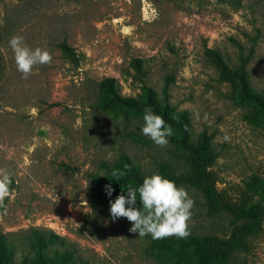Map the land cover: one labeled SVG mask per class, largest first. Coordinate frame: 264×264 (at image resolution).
Returning a JSON list of instances; mask_svg holds the SVG:
<instances>
[{
  "label": "rangeland",
  "instance_id": "obj_1",
  "mask_svg": "<svg viewBox=\"0 0 264 264\" xmlns=\"http://www.w3.org/2000/svg\"><path fill=\"white\" fill-rule=\"evenodd\" d=\"M16 35L52 56L27 78L8 47ZM63 40L78 64L61 53ZM242 58L250 87L263 90L264 0H0V170L13 181L0 234L18 245L26 230L51 231L89 264L169 263L130 221L111 218L121 191L109 197L97 182L123 157L145 176L192 168L171 137L158 146L140 133L143 112L99 107V83L113 78L122 97L151 90L187 112L192 141L216 156L204 168L218 197L262 207L257 220L237 222L178 186L194 201L189 233L235 238L225 264H264V120L239 96Z\"/></svg>",
  "mask_w": 264,
  "mask_h": 264
},
{
  "label": "trees",
  "instance_id": "obj_2",
  "mask_svg": "<svg viewBox=\"0 0 264 264\" xmlns=\"http://www.w3.org/2000/svg\"><path fill=\"white\" fill-rule=\"evenodd\" d=\"M63 56L73 64H78L79 58L65 40L59 45ZM247 60L242 58L239 69L235 72V80L241 99L253 104L255 109L264 120V89L256 91L249 85L245 65ZM132 65L140 68V61L133 60ZM100 97L99 107L107 109L110 107L125 108L133 111L144 112L151 106L154 113L161 115L165 122L171 126L173 135L172 142L178 150L186 154L192 171L179 175L164 173L159 170L158 174L172 180L177 186L186 185L202 192L207 200V205L212 211H227L231 213L237 222H253L261 217L262 207L251 205L249 207L228 206L213 188L214 179L211 173H205V166L215 160L212 151H206L195 145L192 141L191 123L188 113L175 111L170 106L167 95L162 100L151 90L147 91V97L135 99L122 97L118 92L117 82L113 78H105L99 83ZM116 170L122 175L119 179L112 175ZM144 174L134 166L127 157L101 178L98 185L105 188L111 184L116 191L126 190L128 186L138 187ZM264 191V189H263ZM264 195V194H263ZM23 238L17 245L16 235L0 234V264H16L17 255L20 254V264H89L80 258L71 245L62 237L51 231L30 229L22 232ZM15 236V237H14ZM241 244H244L242 242ZM19 246L22 248L20 249ZM154 247L158 257L168 264H218L227 263L230 256L235 252V238L224 240L219 237L199 236L189 234L186 238L166 237L154 240Z\"/></svg>",
  "mask_w": 264,
  "mask_h": 264
},
{
  "label": "clouds",
  "instance_id": "obj_3",
  "mask_svg": "<svg viewBox=\"0 0 264 264\" xmlns=\"http://www.w3.org/2000/svg\"><path fill=\"white\" fill-rule=\"evenodd\" d=\"M16 70L24 78L32 74L34 66L48 64L51 54L40 47L29 48L22 36H12L8 40ZM140 133L155 145L169 143L173 131L161 115L153 112L151 106L144 109ZM117 179L122 173L114 170ZM12 177L0 170V208L5 207V198L10 196ZM106 195H112L111 184L105 185ZM194 201L184 187L174 181L153 173L145 176L138 187L128 186L114 200H109V214L113 220L124 217L131 222L129 231L139 237L148 236L152 240L169 236L186 238L189 236L188 221Z\"/></svg>",
  "mask_w": 264,
  "mask_h": 264
}]
</instances>
